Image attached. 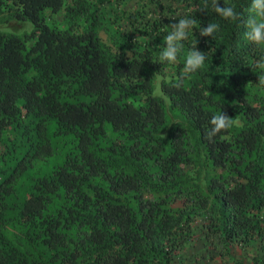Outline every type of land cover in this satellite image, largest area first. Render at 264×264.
Wrapping results in <instances>:
<instances>
[{
	"label": "trees",
	"instance_id": "1",
	"mask_svg": "<svg viewBox=\"0 0 264 264\" xmlns=\"http://www.w3.org/2000/svg\"><path fill=\"white\" fill-rule=\"evenodd\" d=\"M128 1L0 0V25L29 26L0 28V264H172L199 215L224 243L264 239L252 0H219L236 22L211 0ZM181 18L194 33L176 64L161 63ZM209 22L219 31L201 37ZM196 41L205 64L184 77ZM220 112L234 126L209 140Z\"/></svg>",
	"mask_w": 264,
	"mask_h": 264
},
{
	"label": "clouds",
	"instance_id": "2",
	"mask_svg": "<svg viewBox=\"0 0 264 264\" xmlns=\"http://www.w3.org/2000/svg\"><path fill=\"white\" fill-rule=\"evenodd\" d=\"M209 7L208 0H205L204 9ZM211 7L214 12L224 20L236 22L240 19L236 6L219 5V0H211ZM197 20L195 18H181L178 23L170 25L169 33L164 37V47L159 55L161 63L174 65L177 63L180 54L184 51V41L188 40L189 35L194 33ZM218 23L209 22L206 27L199 30L200 36L214 38V34L219 31ZM247 31L245 36L257 48L264 47V0H252L249 16L246 21ZM207 53L197 50V41L187 51L183 67L184 77L200 71L205 64ZM256 67L264 70V58L256 63ZM259 83L264 85V75L258 77ZM176 87H180L178 82ZM234 118H230L226 113L220 112L212 116L210 120L211 128L207 132V138L212 140L221 133H227L234 126Z\"/></svg>",
	"mask_w": 264,
	"mask_h": 264
},
{
	"label": "rangeland",
	"instance_id": "3",
	"mask_svg": "<svg viewBox=\"0 0 264 264\" xmlns=\"http://www.w3.org/2000/svg\"><path fill=\"white\" fill-rule=\"evenodd\" d=\"M120 2L121 0H117ZM135 0H129L132 5ZM141 4V0H140ZM150 7H145L148 10ZM57 14H49L47 22L57 21ZM0 28L8 31L20 32L29 28L25 22H12L0 25ZM157 89V84H156ZM264 235V218L259 223ZM264 239L258 233H248L241 237H236L230 242L219 241L210 231L205 228L203 216H196L191 223L186 238L175 250L171 257L172 264H258L259 259L264 255Z\"/></svg>",
	"mask_w": 264,
	"mask_h": 264
}]
</instances>
